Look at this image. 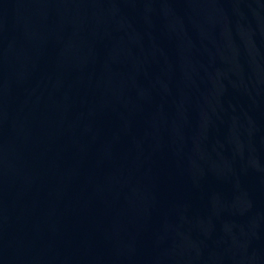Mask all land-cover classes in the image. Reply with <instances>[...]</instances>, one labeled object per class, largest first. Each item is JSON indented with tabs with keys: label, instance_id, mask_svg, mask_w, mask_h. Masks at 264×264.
I'll return each instance as SVG.
<instances>
[{
	"label": "water",
	"instance_id": "95a60500",
	"mask_svg": "<svg viewBox=\"0 0 264 264\" xmlns=\"http://www.w3.org/2000/svg\"><path fill=\"white\" fill-rule=\"evenodd\" d=\"M0 264H264V0H0Z\"/></svg>",
	"mask_w": 264,
	"mask_h": 264
}]
</instances>
